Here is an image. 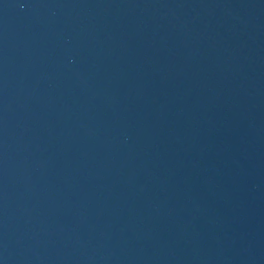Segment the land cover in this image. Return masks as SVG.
I'll return each instance as SVG.
<instances>
[{
  "label": "water",
  "instance_id": "obj_1",
  "mask_svg": "<svg viewBox=\"0 0 264 264\" xmlns=\"http://www.w3.org/2000/svg\"><path fill=\"white\" fill-rule=\"evenodd\" d=\"M0 264H264V0H0Z\"/></svg>",
  "mask_w": 264,
  "mask_h": 264
}]
</instances>
